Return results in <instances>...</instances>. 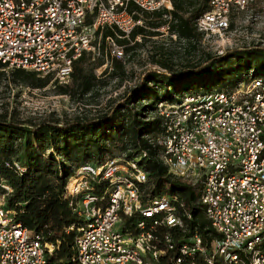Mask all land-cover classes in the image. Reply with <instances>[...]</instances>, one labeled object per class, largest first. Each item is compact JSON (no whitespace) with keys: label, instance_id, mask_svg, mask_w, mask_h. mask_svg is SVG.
Returning a JSON list of instances; mask_svg holds the SVG:
<instances>
[{"label":"built area","instance_id":"2783aa9c","mask_svg":"<svg viewBox=\"0 0 264 264\" xmlns=\"http://www.w3.org/2000/svg\"><path fill=\"white\" fill-rule=\"evenodd\" d=\"M251 1L209 0L193 24L205 36L223 35ZM173 7L172 0H0V61L66 80L85 51L100 54L110 30L107 55L124 63L125 47L148 36L133 37L139 27L156 32L154 39L177 40L169 23L153 27L146 17ZM149 116L161 120L163 131L148 140L161 149L172 179L200 190L198 201L219 236L210 244L197 231L176 239L193 219L186 199L166 190L152 194L155 177L137 160L109 157L74 167L67 181L65 197L76 215L65 230L75 232L69 264L165 257L197 264L200 256L207 264H264V79L162 100ZM15 168L22 170L18 162ZM0 185V264H61L53 258L59 241L17 221L20 210L7 203L12 188L3 179Z\"/></svg>","mask_w":264,"mask_h":264},{"label":"trees","instance_id":"16d2710c","mask_svg":"<svg viewBox=\"0 0 264 264\" xmlns=\"http://www.w3.org/2000/svg\"><path fill=\"white\" fill-rule=\"evenodd\" d=\"M172 1V11L148 13L147 22L153 27L169 23L180 39L196 48L198 37L202 34L193 22L208 10L209 0ZM165 13H169L171 18H165ZM111 32L105 30L101 51L105 50V37ZM139 33L156 34L139 27L133 37ZM139 45L142 43L126 46V54ZM111 59L112 70L123 72V62ZM155 63L161 69L144 73L139 85L104 111L72 119L50 117L39 122L0 118V181L5 180L12 188L7 196L8 206L20 210L17 221L34 231L43 232L49 241H59L53 258L61 264H69L75 236L74 231H65L76 222V215L65 197L67 181L74 167L86 162H102L109 157L124 156L137 160L155 177V186L150 190L152 194L166 190L186 199L193 219L188 222L186 231L175 232L176 239L188 237L197 231L204 243L210 244L219 236L212 229L204 207L198 201L200 190L172 179L159 158L161 149L148 140L147 136L155 138L163 131L161 120L152 119L149 115L162 100L174 102L185 94L232 88L238 82L254 77L264 79V44L250 43L222 53L203 52L198 59L178 68L168 57L156 59ZM103 64V59L94 57L91 51H85L74 63L70 94L81 99L94 94L99 80L96 68ZM5 70L6 65L0 61V75ZM105 70L109 71L108 68ZM251 71L253 73L249 76ZM10 79L42 89L50 84L53 76H41L37 72L17 68L11 70ZM193 85L197 87L191 88ZM16 162L21 165V171L15 168ZM0 192H5L1 185ZM151 264L172 262L165 257ZM197 264L207 263L200 256ZM215 264L226 263L216 260Z\"/></svg>","mask_w":264,"mask_h":264},{"label":"rangeland","instance_id":"374dc122","mask_svg":"<svg viewBox=\"0 0 264 264\" xmlns=\"http://www.w3.org/2000/svg\"><path fill=\"white\" fill-rule=\"evenodd\" d=\"M150 36L142 37V45L127 53L128 57L122 63L123 72L112 70V59L106 50L96 54L95 57L103 59L104 64L96 68L99 80L94 94H88L82 99L70 94L71 78L53 79L45 88H32L13 82L10 79L12 68L6 67L5 73L0 75V118L39 122L50 117L72 119L83 114L92 115L117 104L141 83L147 71L161 69L155 63L156 59L168 57L171 62L176 63L175 68H178L198 59L203 52L222 53L250 43L264 44V0H252L247 9L235 15L228 33L200 35L196 48L179 37L173 40L169 34L163 37L167 39L165 42L163 38L154 39ZM252 73L251 71L248 75ZM195 87L197 85L191 88Z\"/></svg>","mask_w":264,"mask_h":264}]
</instances>
